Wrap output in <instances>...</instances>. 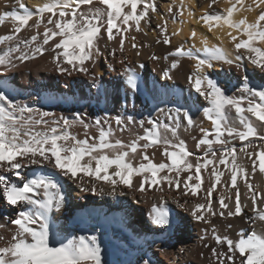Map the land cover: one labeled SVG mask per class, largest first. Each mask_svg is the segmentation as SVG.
Wrapping results in <instances>:
<instances>
[{
  "label": "snow or ice",
  "instance_id": "6c2138e0",
  "mask_svg": "<svg viewBox=\"0 0 264 264\" xmlns=\"http://www.w3.org/2000/svg\"><path fill=\"white\" fill-rule=\"evenodd\" d=\"M218 2L208 0L203 7L199 2L186 6L179 0L178 8L169 5L166 12L174 23L179 17L183 25L186 14L208 33L218 30L227 36L231 50L223 46V35L216 36L219 44L210 45L205 35L200 39L201 47L186 48L183 42L173 46L172 40L181 35L182 28L170 32L165 16L151 27L153 15H160L157 0H43L34 9L24 0H13L11 10L0 13V25L6 21L12 24L8 34L0 35V45L4 46L0 49V75L48 53L57 73L89 76L92 87L103 90L106 96L107 90L94 71L104 50L105 60L114 59L130 40L135 56L140 57L142 49L152 45L137 42L132 33L146 36L145 28H150L157 32L154 43L168 46L163 56H149L156 62H168L160 73L162 81H173L175 70L185 59L194 61L186 76L192 90L189 95L194 92L197 102L206 104L203 119L210 122V128L197 125L190 110L169 107L168 84L154 83L148 89L157 104L165 105L155 109V116L137 120L134 116L105 115L85 123L80 112L69 119L16 103L4 89L7 81H0V198L15 210V218L7 219L14 226L10 238L0 235V241H4L0 264H106L96 235L68 236L57 228L56 213L66 202L61 177L77 184L82 192L113 197L118 185L133 189L134 177H139L135 191L159 194L158 202L153 199L148 212L151 225L167 229L174 224L167 190L174 194L176 205L202 225L200 240L214 241L211 247L203 243L205 249L210 248L211 264H264V189L252 182L257 171L264 175V86L252 85L246 74L251 65L253 71L264 75V0H225L229 6L217 10L214 5ZM195 8H200V15L195 14ZM246 13H256L254 20L250 21ZM26 29L34 30L33 34L21 37ZM117 37L118 49L109 48ZM196 37L197 31L192 29L189 39ZM119 63L123 66L125 95L144 93L146 85L137 71L144 65L134 66L126 58ZM217 65L242 73L241 86L236 90L239 95L228 94L225 86L210 77L208 70H215ZM108 67L115 70L111 63ZM113 123L121 132L138 126L143 134L129 143L112 139ZM76 125L85 130L84 139L71 133ZM93 127L98 135H87ZM197 127L202 135L192 137L193 152L181 138V129L188 132ZM155 147L162 148L161 155L167 162L157 164L150 158L147 149ZM138 150L141 161L134 165L129 157H135ZM244 160L250 168L242 163ZM226 173L228 178L222 181ZM84 177L94 181L91 187L85 186ZM238 179L245 188L243 192ZM96 182L109 185L111 191L97 189ZM237 218L248 225L249 231L240 228L234 239L218 230L217 220L225 221L224 227L230 230ZM200 255L203 257V252ZM143 264L151 262L144 259Z\"/></svg>",
  "mask_w": 264,
  "mask_h": 264
},
{
  "label": "bare ground",
  "instance_id": "6f19581e",
  "mask_svg": "<svg viewBox=\"0 0 264 264\" xmlns=\"http://www.w3.org/2000/svg\"><path fill=\"white\" fill-rule=\"evenodd\" d=\"M161 1L163 2V9L160 8L159 2ZM161 1L157 0L160 15H153L151 27L154 28L160 22V17L165 16L168 18V30L170 32L176 28H182L181 35L172 40L173 46H177L183 42L186 48L192 47L193 45L197 48L201 47L200 39L205 35H207L210 45L219 44L220 41L216 39V36L223 35V46L231 50L232 45L229 43L226 35L219 33L218 30L208 33L195 20H190L186 14L183 17L185 21L183 25L180 24L179 17L174 23L168 17L166 9L169 5L178 8L179 0ZM12 2L13 0H0V13H3L5 10H11L10 6ZM24 2L26 6L34 9L43 0H24ZM184 2L186 6H193L199 2L203 7H207L208 0H184ZM5 3L9 5L7 9L5 8ZM246 3H251V0H246ZM228 6L225 0H219L218 4L214 5V8L219 10ZM194 12L197 16L201 14L200 8H195ZM246 15L252 21L256 13H246ZM11 29V22L6 21L4 25H0V35L8 34ZM192 29L197 31V37L195 39H189ZM148 30L150 28L146 27V36L142 33H132L137 36V42L152 45L150 48L142 49V55L140 57L135 56V52L131 48V41L126 40L125 51L123 53L117 51L114 59L108 57L105 60L104 56H107V50H104V56L97 61V68L94 71L98 72L103 89L107 90V96L103 90L92 87L93 81L89 76L83 74L77 75L75 73L72 76H68L57 73L54 70V66L50 63V54L48 53L35 60L18 64L16 69L0 75V81H7L4 89L16 103L39 107L46 111H52L57 116L62 114L69 119L74 118L73 113L76 112H80L83 118L88 117L87 114H89L90 118L91 116L93 117V122L95 118L105 115L110 117L134 116L137 120L147 116H155V109L157 107H164L165 105L157 104L152 99V93L148 89H151L154 83L157 86L168 84L171 86L168 99L172 101L168 106L190 110L197 125L210 128V122L203 119L202 108L206 104L202 101L198 103L194 92H192L191 96L189 95V92L192 90L189 88L186 76L190 74L194 61H187L185 59L182 61V67L175 70V78L173 81H162L160 79V73L163 68L167 67L168 62L164 60L156 62L149 59V56L152 53L163 56L166 54L168 46L156 45L154 41L157 32H148ZM33 31L26 29L20 35L21 37L27 38L33 34ZM39 31H43V26H41ZM226 31L227 29H225ZM103 44L104 41H101L102 47ZM3 47V45H0V49H3ZM111 47L118 49L119 37L109 45V48ZM121 58L132 61L134 66L138 64L144 65L143 68L137 67V71L140 73L146 85V91L144 93H129L127 96L125 95L124 77L122 76L123 66L119 63ZM109 63L114 66V71L109 69ZM216 67H218L217 71L208 70L210 77L217 80L222 86H225L228 94L235 92L239 95L240 93L236 90L241 86L242 73L238 72L234 67L229 68L227 65H224L222 68L219 65ZM246 74L249 76L252 85L257 87L264 86V75H261L258 71H253L251 65H248ZM110 85L111 87H109ZM85 99L91 101L94 106L93 104H86ZM46 100H52V103L46 104ZM85 122L88 123V121ZM90 122H92L91 119ZM82 128L81 125H76L71 129V133L73 134L74 132L76 134L78 131L81 132L80 130ZM113 128L115 129V134L112 139L120 138L125 143H129L136 135L143 134V130L139 129L138 126L134 130L129 131L126 129L121 132L113 123ZM88 132L92 133V136L98 135L94 127L88 130ZM77 135L79 138L80 133ZM201 135L198 127L188 132H185L183 128L181 129V138L185 140L188 149L193 152L196 151V148L195 141L192 137L196 136L199 138ZM237 146L239 147V142H237ZM215 147H219V145ZM140 151L138 150L135 157H129L134 165H138L141 161ZM147 152L155 163L167 162L166 157L161 155V147L149 148ZM242 163L250 168L247 160L242 161ZM227 178L228 174L226 173L225 177H222V181ZM60 179L66 195V202L64 208L56 213L57 228L62 234L68 236L96 235L101 241L106 264H143L144 259L149 260L151 264H155L156 257L160 258L162 264H211L208 259L210 248L205 249L203 243L207 242L211 247L215 246L214 241L209 239L202 242L200 240L202 225L192 220L188 212L176 205L172 198L173 193H169L167 190L165 191L170 209V219L174 218V224L171 228L160 229L151 225L148 216L151 203L153 199H157L158 202L159 194L153 191L152 193L142 195L135 191V186H138L140 181L139 177H134L133 189L118 185L117 195L115 197L82 192L77 184L67 180L66 177H61ZM84 181L86 187H91L94 182L88 177H84ZM252 182L258 184L261 189H264V175L260 174L259 171L252 177ZM238 184L241 187V191H245L239 179ZM96 187L97 189L103 187L105 193L111 191L110 186L102 182H96ZM121 192H123V195H120ZM175 195H178V193ZM137 199L140 200V203L136 202ZM141 211L145 214V217ZM5 213L9 217L4 216ZM141 216L144 220L139 225L140 228L133 230L131 221L129 222V220H135ZM8 218H15V210L0 198V235L4 236L5 239L10 238L11 229L14 228V226L7 223ZM216 223L218 230L222 234H227L234 239L237 238V232L240 228H243L246 232L249 231L248 225L239 218L232 221L234 227L230 230L224 227L226 224L225 221L217 220ZM123 227L124 229H129L132 232V236L125 235V230L122 229ZM258 227H260L259 223ZM124 236L133 238L135 243L126 244ZM3 243L4 241H0V246H3ZM201 252L204 254L203 257L200 255Z\"/></svg>",
  "mask_w": 264,
  "mask_h": 264
},
{
  "label": "rangeland",
  "instance_id": "374dc122",
  "mask_svg": "<svg viewBox=\"0 0 264 264\" xmlns=\"http://www.w3.org/2000/svg\"><path fill=\"white\" fill-rule=\"evenodd\" d=\"M161 1V0H160ZM165 1V0H164ZM166 1H168V0H166ZM160 3V8H162L163 9V2L161 1V2H159ZM162 5V6H161ZM148 32H152V31H150V30H148ZM218 70V67H216L215 68V71H217ZM109 87H111V85L109 86ZM85 103L86 104H88V105H92L93 103H91V101H87V99H85ZM91 103V104H90ZM82 105H84V103H82ZM93 106H94V104H93ZM88 115V117L86 116V117H84L83 119L85 120V119H87V120H85V121H88V123H89V121H90V119H91V121L93 122V117L91 116V118H90V115L89 114H87ZM89 118V119H88ZM71 119H73V118H71ZM92 122H90V123H92ZM86 123V122H85ZM91 129V128H90ZM89 129V130H90ZM128 130V129H127ZM70 131H72L71 129H70ZM81 132H79L80 133V135H79V139H81V136H82V139H84L85 137V135H86V133H85V130L82 128L81 130H80ZM94 131V130H93ZM74 133L73 132V134L74 135H76L77 137H78V135L77 134H79V133ZM95 132V131H94ZM85 133V134H84ZM83 134H84V136H83ZM91 134V135H90ZM87 135H89V136H92V133H89V132H87ZM141 213H142V211H141ZM140 213V214H141ZM143 214V216L145 217V214L144 213H142ZM141 214V215H142ZM4 216H6V217H9V215L7 214V213H5L4 214ZM142 217V216H141ZM139 218V217H137L135 220H129V222L131 223V226H132V229L134 230V229H136V228H140L139 227V225L141 224V222L144 220V218L142 217V218ZM134 226V227H133ZM122 229H124V227L122 228ZM125 230V235H129V236H132V232L129 230V229H127V228H125L124 229ZM124 240H125V242H126V244H131V243H135L134 242V240H133V238H131V237H127V236H124ZM155 264H162L161 263V260H160V258L159 257H156V261H155Z\"/></svg>",
  "mask_w": 264,
  "mask_h": 264
}]
</instances>
